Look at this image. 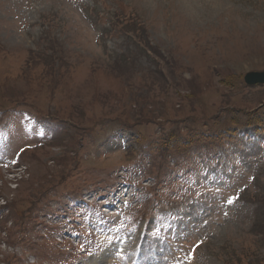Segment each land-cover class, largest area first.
Instances as JSON below:
<instances>
[{
    "label": "rangeland",
    "instance_id": "obj_1",
    "mask_svg": "<svg viewBox=\"0 0 264 264\" xmlns=\"http://www.w3.org/2000/svg\"><path fill=\"white\" fill-rule=\"evenodd\" d=\"M255 70L264 0H0V264H264ZM120 182V221L74 206ZM65 207L102 224L71 254Z\"/></svg>",
    "mask_w": 264,
    "mask_h": 264
},
{
    "label": "water",
    "instance_id": "obj_2",
    "mask_svg": "<svg viewBox=\"0 0 264 264\" xmlns=\"http://www.w3.org/2000/svg\"><path fill=\"white\" fill-rule=\"evenodd\" d=\"M245 81L250 85L258 83L264 84V71H254L247 73L245 76Z\"/></svg>",
    "mask_w": 264,
    "mask_h": 264
},
{
    "label": "snow or ice",
    "instance_id": "obj_3",
    "mask_svg": "<svg viewBox=\"0 0 264 264\" xmlns=\"http://www.w3.org/2000/svg\"><path fill=\"white\" fill-rule=\"evenodd\" d=\"M234 199H235V197L229 199V200H228V203H232Z\"/></svg>",
    "mask_w": 264,
    "mask_h": 264
}]
</instances>
